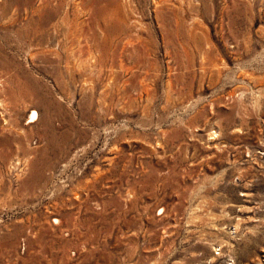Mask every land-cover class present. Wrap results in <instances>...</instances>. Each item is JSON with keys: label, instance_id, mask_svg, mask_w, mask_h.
<instances>
[{"label": "rangeland", "instance_id": "374dc122", "mask_svg": "<svg viewBox=\"0 0 264 264\" xmlns=\"http://www.w3.org/2000/svg\"><path fill=\"white\" fill-rule=\"evenodd\" d=\"M0 264H264V0H0Z\"/></svg>", "mask_w": 264, "mask_h": 264}, {"label": "bare ground", "instance_id": "6f19581e", "mask_svg": "<svg viewBox=\"0 0 264 264\" xmlns=\"http://www.w3.org/2000/svg\"><path fill=\"white\" fill-rule=\"evenodd\" d=\"M36 115H37V113L35 112V113H34V115H33V117L35 118V117H36ZM34 120H35V119H34Z\"/></svg>", "mask_w": 264, "mask_h": 264}]
</instances>
